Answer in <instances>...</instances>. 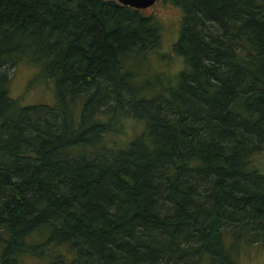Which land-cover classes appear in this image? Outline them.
<instances>
[{"label":"trees","instance_id":"obj_1","mask_svg":"<svg viewBox=\"0 0 264 264\" xmlns=\"http://www.w3.org/2000/svg\"><path fill=\"white\" fill-rule=\"evenodd\" d=\"M162 1L181 12L183 66L153 83L135 68L161 47L153 14L0 0V264L60 263L62 248V264H239L235 248L264 243L251 165L264 152V0ZM19 63L53 83L51 104L9 96ZM126 120L141 130L111 142Z\"/></svg>","mask_w":264,"mask_h":264},{"label":"rangeland","instance_id":"obj_2","mask_svg":"<svg viewBox=\"0 0 264 264\" xmlns=\"http://www.w3.org/2000/svg\"><path fill=\"white\" fill-rule=\"evenodd\" d=\"M146 14H153L163 26L161 47L155 53L146 56L143 63L137 65L142 79L147 78L158 83L161 79L165 82L171 79L182 69V59L173 54L172 45L176 42L180 29L181 12L162 0H157L152 6L144 9ZM132 62H128L130 65ZM133 65V64H132ZM138 77V76H137ZM53 83L41 76L39 67L35 64L19 63L9 69V96L18 101L19 105L51 104L54 101L52 92ZM142 128L140 122L126 120L119 134H111L110 141L126 143L129 138L138 133ZM251 165L264 174V152L252 159ZM1 246V245H0ZM62 262L57 263L47 256H24L20 264H62L63 260L71 258L69 251L61 249ZM233 257L239 264H264V243L239 245L233 251ZM54 260V259H53Z\"/></svg>","mask_w":264,"mask_h":264},{"label":"water","instance_id":"obj_3","mask_svg":"<svg viewBox=\"0 0 264 264\" xmlns=\"http://www.w3.org/2000/svg\"><path fill=\"white\" fill-rule=\"evenodd\" d=\"M116 1L121 5L144 10L152 6L157 0H116Z\"/></svg>","mask_w":264,"mask_h":264}]
</instances>
